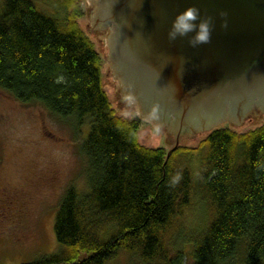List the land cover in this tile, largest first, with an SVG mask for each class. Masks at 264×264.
Returning <instances> with one entry per match:
<instances>
[{
	"label": "trees",
	"instance_id": "trees-1",
	"mask_svg": "<svg viewBox=\"0 0 264 264\" xmlns=\"http://www.w3.org/2000/svg\"><path fill=\"white\" fill-rule=\"evenodd\" d=\"M54 2L41 10L36 0H0V88L77 133L88 120L78 142L87 188L68 185L59 198V250L15 264H264V122L202 131L193 177L185 147L166 157V147L138 141V117L115 113L79 0ZM194 193L208 217L183 234Z\"/></svg>",
	"mask_w": 264,
	"mask_h": 264
},
{
	"label": "water",
	"instance_id": "water-1",
	"mask_svg": "<svg viewBox=\"0 0 264 264\" xmlns=\"http://www.w3.org/2000/svg\"><path fill=\"white\" fill-rule=\"evenodd\" d=\"M82 4V28L94 35L118 104L176 142L226 121L238 123L253 105L264 108V0ZM189 6L213 25L210 41L196 48L186 39H167L172 19Z\"/></svg>",
	"mask_w": 264,
	"mask_h": 264
},
{
	"label": "rangeland",
	"instance_id": "rangeland-1",
	"mask_svg": "<svg viewBox=\"0 0 264 264\" xmlns=\"http://www.w3.org/2000/svg\"><path fill=\"white\" fill-rule=\"evenodd\" d=\"M36 3L41 10L47 4L58 9L54 0H36ZM79 3L83 12L78 23L82 28L86 15L82 0ZM82 29L99 52L93 33ZM100 60L103 88L115 113L128 118L138 117L118 104L116 84L109 83L101 56ZM69 120L74 121V116ZM139 120L138 141L151 147L164 146L167 151L178 145L185 147L190 170L195 177L200 160L197 147L204 132L176 142L143 119ZM262 122L264 108L253 105L249 116L238 123L226 121L216 126L245 131ZM88 128L89 122L85 120L77 133L69 121L51 114L41 104L23 103L0 88V199L8 202L7 207L1 209L3 213L0 211V264L22 263L59 250L53 231L59 198L68 185H73L78 191L87 188L86 165L78 142L85 138ZM186 214L190 226L180 228L185 231L183 234L191 232L190 227L204 225L208 210L198 194H193ZM185 251L188 252V246ZM85 254V251L80 252V256ZM190 261L187 256L184 264Z\"/></svg>",
	"mask_w": 264,
	"mask_h": 264
},
{
	"label": "clouds",
	"instance_id": "clouds-1",
	"mask_svg": "<svg viewBox=\"0 0 264 264\" xmlns=\"http://www.w3.org/2000/svg\"><path fill=\"white\" fill-rule=\"evenodd\" d=\"M220 15L227 16V13L222 12ZM222 26H227V20ZM212 28L211 17L202 18L199 8L189 6L174 16L167 32V39L169 42H174L178 38L186 39L188 46L196 48L210 41ZM129 102L134 103V97H129ZM156 114L157 109L153 108L152 116L155 118Z\"/></svg>",
	"mask_w": 264,
	"mask_h": 264
},
{
	"label": "flooded vegetation",
	"instance_id": "flooded-vegetation-1",
	"mask_svg": "<svg viewBox=\"0 0 264 264\" xmlns=\"http://www.w3.org/2000/svg\"><path fill=\"white\" fill-rule=\"evenodd\" d=\"M7 205H8V202H6L5 200H3V199H0V211L3 213V209L5 208V207H7ZM2 209V210H1ZM5 211V210H4ZM0 212V213H1Z\"/></svg>",
	"mask_w": 264,
	"mask_h": 264
}]
</instances>
